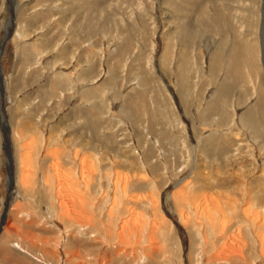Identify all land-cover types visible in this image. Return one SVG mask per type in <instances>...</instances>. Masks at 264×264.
<instances>
[{
    "label": "rangeland",
    "instance_id": "1",
    "mask_svg": "<svg viewBox=\"0 0 264 264\" xmlns=\"http://www.w3.org/2000/svg\"><path fill=\"white\" fill-rule=\"evenodd\" d=\"M193 1L0 0V50L14 16L0 56V264H264V234L245 220L264 208V0ZM200 177L220 206L236 197L211 206L215 222L193 196ZM252 189L262 201L249 206ZM223 217L246 236L221 235Z\"/></svg>",
    "mask_w": 264,
    "mask_h": 264
},
{
    "label": "bare ground",
    "instance_id": "2",
    "mask_svg": "<svg viewBox=\"0 0 264 264\" xmlns=\"http://www.w3.org/2000/svg\"><path fill=\"white\" fill-rule=\"evenodd\" d=\"M85 1V0H84ZM203 0H195V1H193V3H194V5H197V4H199L200 5V3L202 2ZM202 4V3H201ZM194 13V12H193ZM181 21V20H180ZM182 24V23H181ZM184 24H186V23H184ZM183 25V24H182ZM190 25V24H189ZM187 26V25H186ZM183 27V26H182ZM190 27V29L192 28V32L194 33V31H195V29L193 28V26L192 25H190L189 26ZM188 27V28H189ZM197 27V26H196ZM195 27V28H196ZM182 29V28H181ZM22 30V29H21ZM177 30V29H176ZM182 30H184V29H182ZM186 30V29H185ZM194 30V31H193ZM183 33H185L184 31H182ZM181 32V33H182ZM191 34V33H190ZM18 35H20V37H23V34L21 33V31H19L18 32ZM17 35V36H18ZM181 36H183V35H181ZM11 37V36H10ZM183 39V38H182ZM237 39L238 38H236V41H237ZM235 44H236V42H235ZM238 47V46H237ZM240 47H242V44H241V46ZM235 48V47H234ZM70 49V48H69ZM240 50V49H239ZM239 50L238 51H236V53H235V55H234V58H233V60H232V63H233V65H234V71L236 72V70L239 68L238 67V65H240L239 63L241 62V60L243 59L242 57H241V55H242V52H241V54H240V52H239ZM243 52H244V50H242ZM263 53H262V61H263V64H264V50L262 51ZM251 54V53H250ZM245 59H243V61H244ZM247 63V62H246ZM61 70V69H60ZM240 70V69H239ZM238 70V71H239ZM235 72H233V74L235 73ZM69 73V72H68ZM68 73H65V77H66V81H68V82H71V81H73L72 80V78H73V76L71 75V73L70 74H68ZM237 73V72H236ZM238 75H239V73H237ZM61 76V75H60ZM63 76V75H62ZM235 76H237V75H235ZM240 78V77H239ZM235 79V78H234ZM58 82V81H57ZM236 82V81H235ZM55 88V87H54ZM69 88V87H68ZM96 90V89H95ZM260 92V91H259ZM258 92V93H259ZM258 96V95H257ZM87 99V98H86ZM85 99V100H86ZM256 105L258 106V108H259V111H258V113L260 114V117H261V119H262V121H263V123H264V89H262V92L259 94V98L257 99V103H256ZM251 115V113H249V114H245L244 115V121H243V124L244 125H247V126H249V127H251V128H253L254 129V131H256V129L254 128L255 126H254V124L255 123H253L252 122V119L249 117ZM247 118V119H246ZM5 119V118H4ZM5 123V122H4ZM29 125V124H28ZM21 126V125H20ZM263 126V125H262ZM21 128V127H20ZM9 129V128H8ZM224 131V130H223ZM7 133V132H6ZM222 133V132H221ZM21 134V133H20ZM20 134H19V131H17L16 132V135L17 136H20ZM223 134V136H224V138L226 139V136H227V132H226V134L225 133H222ZM234 139V138H233ZM8 140V136H7V139H6V141ZM263 142H264V140H263ZM6 143H8V141L6 142ZM214 144V143H213ZM32 145H33V141H32V143L31 144H25L24 146H23V148H26V153H24L23 152V154L24 155H22V156H20V162H19V169H20V172H21V181L24 183V184H26V183H28V180H29V170L31 169V167L33 166V163H32V159H31V153H33V147H32ZM218 144H216L215 143V146H213L214 148L217 146ZM7 146V145H6ZM9 146H7V149H9L8 148ZM30 147V148H29ZM22 148V149H23ZM28 148L30 149V150H28ZM263 152H264V146L262 147V149H261ZM21 151V150H20ZM90 151L91 150H84V152H87V153H90ZM22 152V151H21ZM83 152V151H82ZM207 152V151H206ZM9 154V156H11L10 155V152L8 153ZM77 154V153H76ZM47 156L49 155V158H50V156H51V153H47L46 154ZM95 155V154H94ZM207 156V155H206ZM52 157V156H51ZM12 158H9V171H10V176H12V167H11V164H13L12 163ZM84 161L85 160H82V165H83V163H84ZM38 163V162H37ZM54 168V170H59V162H55V164L54 165H52ZM91 166H92V164H91ZM93 167V166H92ZM64 169V168H63ZM61 173V172H60ZM82 173H83V171H82ZM93 173V172H92ZM43 174V173H42ZM62 174H64V173H62ZM56 175V174H55ZM47 176V175H46ZM76 176V175H75ZM75 176L73 175V177L72 178H75ZM91 176H93V175H91ZM49 177V176H48ZM122 177L123 178H125V177H127V175H125V174H123L122 175ZM263 178V180H264V176H261V179ZM12 179L14 180V178L12 177ZM65 178H63V180H64ZM84 179V178H83ZM87 179V176H85V179L84 180H82V184H84L85 185V180ZM44 180V179H43ZM47 180V179H46ZM199 181H205V182H203V184H201V186H199V189H195V192L193 193V196L195 197V198H197V200H196V203H202L201 205H200V207L203 205L204 206V210H206L207 211V217H209L210 219H212L213 221L214 220H217V216L215 215V212L216 213H221V214H223V213H225V210H224V207L225 206H227V207H229V208H232L233 207V203H235L234 201H236V197L235 196H230V195H228V197H227V195L224 197V199L226 200V202H223V203H226V205H224V206H220V204L221 205H223L222 204V202H221V199L219 200V199H217L216 197H214L213 196V194L210 192V190L211 189H209V186L207 185V182H206V180H205V178L203 177V179L201 180V177L198 179ZM66 181H69V180H66ZM87 181V180H86ZM47 182V181H46ZM73 182V181H72ZM71 182V183H72ZM77 182V181H76ZM76 182H74V183H76ZM45 183V182H44ZM49 183V180H48V182H47V184ZM64 183V182H63ZM74 183H72L73 185H74ZM78 183V182H77ZM89 182H87V184H88ZM257 183V182H256ZM29 184V183H28ZM65 184V183H64ZM116 184H119V181H117L116 182ZM127 184H128V182H126L125 183V185H124V187L123 188H125V187H127ZM30 185V184H29ZM44 185V184H43ZM50 185V184H49ZM89 185V184H88ZM196 185H197V183H196ZM46 186V185H45ZM59 186H60V184H59ZM72 185L70 184V187H71ZM187 186H188V184H187ZM211 186V185H210ZM65 187V186H64ZM74 187V186H73ZM185 187L186 186H184V188H182V189H179L174 195H175V197H177V199H176V204H177V206H179V204L180 203H182V201H181V199L179 200V197H180V195H181V197H182V195H183V190L185 189ZM25 188V187H24ZM252 188H256L257 190H258V188L256 187V185L255 186H252ZM264 188V187H263ZM212 189H213V187H212ZM254 189H252V196H253V198L250 200V203H249V206H251V205H257V204H259L262 200H260V198L261 197H257V193H256V191L254 192ZM85 190V189H84ZM87 190V189H86ZM260 190V189H259ZM78 191V190H77ZM261 192V191H260ZM260 192L258 191V193L260 194ZM257 194V195H256ZM84 196H85V194L84 193H80V197H79V200L81 201L83 198H84ZM235 197V198H234ZM263 198V197H262ZM132 199V202L133 203H136V202H138V200H139V198L138 197H134V198H131ZM83 201V200H82ZM67 202V201H66ZM262 202H264V201H262ZM84 203H85V201H84ZM240 205V204H239ZM67 208H68V206L67 205H65ZM81 206H83V205H81ZM211 206H214L215 207V212H211ZM248 206V207H249ZM247 207V208H248ZM202 208V207H201ZM246 208V209H247ZM73 209V208H72ZM71 209V210H72ZM70 209H69V211H71ZM259 212H256V213H254L253 214V220H251V219H248V218H245V220L247 221V222H249L252 226H256V229L258 230V231H262L261 233H260V235L263 233L264 234V208H259V210H258ZM75 212V211H74ZM112 212V211H111ZM246 212V210H243V213H245ZM66 213V212H65ZM70 213V212H69ZM248 213H249V210H248ZM64 214V213H63ZM67 214H65V216H66ZM187 216H188V214L186 213V211H184V209H181L180 210V218H182V219H185V218H187ZM74 217V216H73ZM246 217H248V216H246ZM78 219V218H77ZM240 221H242V220H238V222H240ZM215 222V221H214ZM222 222H223V225H224V227H223V232H221L220 234L222 235V234H226V236L228 237L229 236V233L230 234H233V235H235V236H238V237H242L243 238V236H246L245 235V232H244V226H236L237 227V229H236V231H233L232 229H234L235 227L234 226H232V224H233V222L231 221V220H226V218L225 217H223V220H222ZM221 222V223H222ZM79 223V222H78ZM81 223V222H80ZM243 223H246L245 221H243L241 224H243ZM3 225H4V222H3ZM169 224H168V222H167V225L166 226H168ZM209 225H212V227H209V229H210V231H213V230H215V227L214 226H216V225H214V224H209ZM248 225V224H247ZM3 227V226H2ZM165 227V226H164ZM234 227V228H233ZM65 229H67L68 230V228L66 227ZM159 229V227L158 226H156V225H153V229H152V232L150 233L151 234V237L155 240L154 242H158V245H159V243H160V241H159V238L156 236V234H155V231L156 230H158ZM67 232V231H66ZM142 232V231H141ZM214 232V234L212 235V234H210V233H206L207 234V236L208 237H210L211 238V242L209 243L207 240H206V245H209L210 246V248L211 247H214L215 248V240H216V238L215 237H218L219 236V233H217V232H215V231H213ZM133 236H135L134 235V233H133V231H131L130 232ZM254 233H255V231H254ZM118 235V234H117ZM200 235V234H199ZM257 234H255V242H257V245H260V248L262 249V250H259V252H260V254H261V257H263V259H264V235H261V236H256ZM224 236V235H223ZM230 236H232V235H230ZM76 237V236H75ZM118 237V236H117ZM167 237V236H166ZM213 238V239H212ZM204 239H205V237H204ZM152 240V239H151ZM232 240H233V238H232ZM238 240H241V239H238ZM153 241V240H152ZM231 241V240H230ZM231 242H233V241H231ZM236 242V241H235ZM235 242H233V243H235ZM229 244V243H228ZM236 244H239V243H236ZM230 246V245H229ZM233 246V245H232ZM236 246V245H235ZM239 246V245H238ZM238 246H236V247H238ZM157 247V248H156ZM235 247V248H236ZM242 247V246H241ZM249 246H247L246 244H244L243 245V247L242 248H244V250H241V255H242V253H244L245 251H246V249L248 248ZM154 248H155V253L156 252H158V250L160 249V247L159 246H154ZM224 248L225 249H227V244H226V247H225V245H224ZM230 249H231V247H230ZM230 249H228V250H230ZM238 249V248H237ZM234 250V249H233ZM233 250H231V251H233ZM230 251V252H231ZM237 251V250H236ZM226 252V251H225ZM227 253V252H226ZM233 253H234V251H233ZM232 253V254H233ZM238 253V252H237ZM222 254V253H221ZM238 254H240V253H238ZM218 255V254H217ZM228 255V256H227ZM237 255V254H236ZM227 256V257H226ZM226 256L224 257L223 256V258H221L222 259V261H223V259L224 260H226V261H230L231 260V258H234L233 257V255H232V257L230 256V253L229 254H226ZM235 256V255H234ZM237 256H240V255H237ZM243 256V255H242ZM148 258L151 260V255L150 256H148ZM216 258V257H215ZM221 259L219 258L218 260H220L221 261ZM239 259H240V257H239ZM212 260V259H211ZM74 261V260H73ZM214 261H216V260H214ZM213 261V262H214ZM222 261H221V263H222ZM72 262V261H71ZM219 262V261H218ZM207 263H209V262H207ZM212 263V262H211ZM210 264V263H209ZM217 264H220V263H217Z\"/></svg>",
    "mask_w": 264,
    "mask_h": 264
},
{
    "label": "water",
    "instance_id": "3",
    "mask_svg": "<svg viewBox=\"0 0 264 264\" xmlns=\"http://www.w3.org/2000/svg\"><path fill=\"white\" fill-rule=\"evenodd\" d=\"M13 29H14V16H12V18H11L10 30L7 32L6 38H5L4 42H3V48L0 50V56L4 52L5 43L10 38V36L12 35ZM0 93H1L2 96L4 95L3 69H2L1 64H0ZM3 115H5L4 106L2 107V110H1V116H3ZM3 132H4V137H5V140H6L8 134L6 133L7 131L5 130V128L3 129ZM8 207H9V195H8V200H7L6 204H5V209H4L5 211H4L1 223H0V232L2 230L3 222L5 221V218H6V215H7Z\"/></svg>",
    "mask_w": 264,
    "mask_h": 264
}]
</instances>
